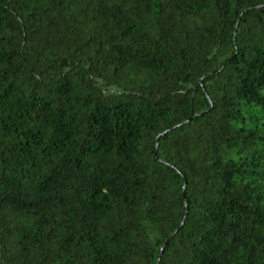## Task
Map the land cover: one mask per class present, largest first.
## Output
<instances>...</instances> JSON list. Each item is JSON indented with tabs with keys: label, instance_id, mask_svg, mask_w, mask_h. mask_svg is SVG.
Masks as SVG:
<instances>
[{
	"label": "trees",
	"instance_id": "obj_1",
	"mask_svg": "<svg viewBox=\"0 0 264 264\" xmlns=\"http://www.w3.org/2000/svg\"><path fill=\"white\" fill-rule=\"evenodd\" d=\"M0 264H264V0H0Z\"/></svg>",
	"mask_w": 264,
	"mask_h": 264
},
{
	"label": "water",
	"instance_id": "obj_2",
	"mask_svg": "<svg viewBox=\"0 0 264 264\" xmlns=\"http://www.w3.org/2000/svg\"><path fill=\"white\" fill-rule=\"evenodd\" d=\"M154 159L156 160L155 156H154ZM176 232H177V230H175L174 233H172V235L168 239H166V241L164 242V245L167 244L170 241V239L175 235ZM162 250H163V248L161 249V251Z\"/></svg>",
	"mask_w": 264,
	"mask_h": 264
}]
</instances>
